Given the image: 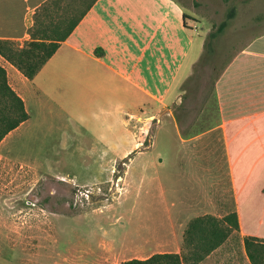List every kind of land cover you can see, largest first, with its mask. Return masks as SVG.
<instances>
[{"label":"rangeland","instance_id":"rangeland-1","mask_svg":"<svg viewBox=\"0 0 264 264\" xmlns=\"http://www.w3.org/2000/svg\"><path fill=\"white\" fill-rule=\"evenodd\" d=\"M179 1L192 17L195 48L234 10L217 41V68L197 66L203 49L170 101L132 119L138 144L124 156L72 154L62 148L70 134L49 132L47 124L8 133L0 143V264H118L178 247L181 253L192 218L231 213L216 128L201 133L217 123L220 67L264 31V0ZM225 224L231 231L222 259L245 264L240 237Z\"/></svg>","mask_w":264,"mask_h":264},{"label":"crops","instance_id":"crops-1","mask_svg":"<svg viewBox=\"0 0 264 264\" xmlns=\"http://www.w3.org/2000/svg\"><path fill=\"white\" fill-rule=\"evenodd\" d=\"M45 1L0 0V39L21 45L29 40L33 14ZM189 17L179 0H96L33 78L0 55L7 81L29 115L9 133L47 124L49 132L70 134L62 148L72 154H129L138 144L132 119L170 101L202 53L203 39L196 32L201 41L195 48ZM226 62L215 81L217 123L201 135L216 128L230 176L235 230L243 261L251 264L244 238L264 240V31ZM87 138L91 141L84 142ZM224 242L205 264L215 257L226 264ZM232 264L241 263L233 258Z\"/></svg>","mask_w":264,"mask_h":264},{"label":"trees","instance_id":"trees-1","mask_svg":"<svg viewBox=\"0 0 264 264\" xmlns=\"http://www.w3.org/2000/svg\"><path fill=\"white\" fill-rule=\"evenodd\" d=\"M96 0H47L33 14L28 29L29 40L22 45L16 41L0 39V55L12 63L27 78H33L59 45L69 36ZM231 9L216 31L208 33L197 66L216 69L214 64L219 35L232 18ZM227 63V62H226ZM225 65V64H224ZM220 67L224 68L225 66ZM23 100L7 81L6 71L0 65V142L20 123L28 118ZM227 221L238 228L237 217L231 212L223 218L201 215L192 218L184 231L183 250L158 252L143 258H132L118 264H196L222 244L231 231ZM244 246L251 264H264V240L245 237ZM190 249L189 252L186 249Z\"/></svg>","mask_w":264,"mask_h":264}]
</instances>
